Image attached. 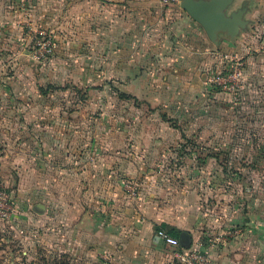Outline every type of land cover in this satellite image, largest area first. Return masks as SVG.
Listing matches in <instances>:
<instances>
[{"label": "rangeland", "instance_id": "1", "mask_svg": "<svg viewBox=\"0 0 264 264\" xmlns=\"http://www.w3.org/2000/svg\"><path fill=\"white\" fill-rule=\"evenodd\" d=\"M56 2L23 0L0 42V264H119L69 217L116 197L186 223L154 226L186 235L172 264H264V0L160 59L162 31L120 42Z\"/></svg>", "mask_w": 264, "mask_h": 264}, {"label": "crops", "instance_id": "2", "mask_svg": "<svg viewBox=\"0 0 264 264\" xmlns=\"http://www.w3.org/2000/svg\"><path fill=\"white\" fill-rule=\"evenodd\" d=\"M22 1L0 0V42L6 41V23L19 20L20 17L16 15L20 12ZM31 1L47 7L58 0ZM234 3L235 0L232 5ZM232 5L228 8L227 14ZM176 7L179 9L167 8L158 0H66L68 21L77 23V26L98 28L100 33L105 30L106 35L119 37L120 42H136L139 37L148 42L144 34L157 36L159 35L157 33L162 31L157 38L158 41L162 40V43L154 44L151 48L157 59L165 58V54L172 49L180 50L187 47L188 50H193L195 46L201 47L203 44L204 27L189 15L181 4ZM171 17L178 20V23L172 26L175 31L174 41L172 38L174 36L169 35L168 29H165L168 26L171 31ZM169 37L170 40H167ZM186 37L190 43L186 42ZM219 37L215 43L208 36L216 45ZM157 40L154 42L159 43ZM99 203L98 206L89 205V210L83 212L76 210L77 207L74 206L70 211L73 215H69L81 220L76 226L79 228L82 224L83 228L80 230H86L83 233L86 237L84 240L92 239L98 252H104L106 255L108 253L119 264H172L174 248L162 239L155 238L154 226L167 223L187 230L185 222L183 225L181 222L178 224L170 222L166 219L168 214L165 213L147 214L145 208H142V212L139 210L133 212L131 201L120 200L119 197L113 201L106 198ZM141 219H144V222H141ZM67 228L72 227L68 224ZM69 237L73 240L74 236L71 234Z\"/></svg>", "mask_w": 264, "mask_h": 264}, {"label": "water", "instance_id": "3", "mask_svg": "<svg viewBox=\"0 0 264 264\" xmlns=\"http://www.w3.org/2000/svg\"><path fill=\"white\" fill-rule=\"evenodd\" d=\"M233 2L234 0H182L181 6L204 27L210 39L216 43L219 33L236 37L247 25L242 19L245 10H239L230 16L227 14Z\"/></svg>", "mask_w": 264, "mask_h": 264}, {"label": "built area", "instance_id": "4", "mask_svg": "<svg viewBox=\"0 0 264 264\" xmlns=\"http://www.w3.org/2000/svg\"><path fill=\"white\" fill-rule=\"evenodd\" d=\"M162 5L164 6H170V5H180L182 0H158ZM159 237L169 246H172L173 248H178L180 246L179 239L171 236L166 231L161 230L159 232ZM177 253V252H176ZM179 257L182 256V254H177ZM185 259V258H184ZM198 264H208V259L205 256H197ZM186 261V259H185ZM188 261V260H187ZM184 264V263H183Z\"/></svg>", "mask_w": 264, "mask_h": 264}, {"label": "trees", "instance_id": "5", "mask_svg": "<svg viewBox=\"0 0 264 264\" xmlns=\"http://www.w3.org/2000/svg\"><path fill=\"white\" fill-rule=\"evenodd\" d=\"M124 95V97L126 98H130L129 96H127V94H122ZM162 227H167L168 225L167 224H163L161 225ZM160 227V226H159ZM162 230V229H161ZM168 234H170L171 236L177 238V239H180V237L182 236V232L177 230V229H172L170 231H167Z\"/></svg>", "mask_w": 264, "mask_h": 264}]
</instances>
